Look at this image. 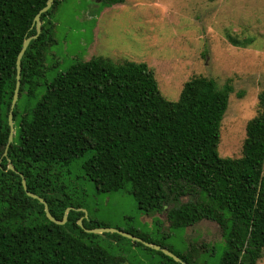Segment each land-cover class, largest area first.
Instances as JSON below:
<instances>
[{"label": "trees", "instance_id": "obj_1", "mask_svg": "<svg viewBox=\"0 0 264 264\" xmlns=\"http://www.w3.org/2000/svg\"><path fill=\"white\" fill-rule=\"evenodd\" d=\"M47 1L0 0V264H127L97 243L100 235L85 231L101 224L84 219L85 229L78 225L85 214L60 183L77 159H83L82 170L99 193L125 190L148 214L170 207L172 231L217 223L226 242L220 264H258L264 253V91L259 113L247 125L242 157L221 158L217 148L230 84L220 88L213 79L195 77L179 101L171 102L147 64L96 56L46 81L44 95L21 118L18 142L4 158L17 58L24 41L37 35L34 20ZM64 1L55 0L41 16V34L22 59L19 98L27 89L34 95L47 78L45 58L55 44L52 18ZM16 116L17 104L14 121ZM22 176L56 220L73 208L65 225L50 221L44 205L27 195ZM185 197L189 200L182 203ZM128 233L188 264H206L191 251L176 254L138 231ZM146 248L158 252L164 264H181Z\"/></svg>", "mask_w": 264, "mask_h": 264}, {"label": "rangeland", "instance_id": "obj_2", "mask_svg": "<svg viewBox=\"0 0 264 264\" xmlns=\"http://www.w3.org/2000/svg\"><path fill=\"white\" fill-rule=\"evenodd\" d=\"M103 1L65 0L58 7L52 18L55 44L45 58L47 78L34 95L27 89L19 98L14 142L21 118L36 107L46 81L78 62L102 56L120 64H147L171 102L179 101L184 85L195 77L213 79L220 88L230 84L233 92L217 152L221 158L240 159L247 125L258 115L264 91V0H125L110 7ZM82 162L77 159L65 168L60 183L74 205L87 213V222L126 233L135 230L176 254L191 251L206 264H220L226 242L217 223L202 221L172 231L170 207L148 214L125 190L99 193ZM96 241L127 264L165 263L158 252L126 237L106 235ZM258 264H264V253Z\"/></svg>", "mask_w": 264, "mask_h": 264}, {"label": "water", "instance_id": "obj_3", "mask_svg": "<svg viewBox=\"0 0 264 264\" xmlns=\"http://www.w3.org/2000/svg\"><path fill=\"white\" fill-rule=\"evenodd\" d=\"M54 1L55 0H48L47 5L43 9H41L40 12L36 15L35 20H34V25L37 28V35L29 37L24 41L22 50L20 51L18 58H17V84H16V89H15L13 101H12L10 111H9L10 135H9L6 151L4 153V158H8V150L14 142V109H15L17 101L19 99L20 88H21L22 59H23V56H24L25 52L27 51L31 41L37 39L38 36L41 34V27H42L41 16H42V14L48 12L52 8ZM8 169L11 171H15V169L11 163H9ZM22 183H23V187H24L27 195L33 199L38 200L41 204L44 205L45 213H46V215L50 221H52L53 223H55L57 225H65V223L67 222L68 214L71 210H73V208H68L65 212V216H64L63 221H58L51 215L47 202L44 199H42L41 197H39V196L28 191L27 183H26V180L24 179L23 176H22ZM78 211L84 212V214H85V216L78 221V225L80 227L84 228L83 220L85 219L87 213L83 209H78ZM85 231L89 234H95V235H100V236H105L106 234H118L122 237L129 238L135 242L142 243L144 246L151 248L153 250L161 251L163 254L172 258L174 261H176L178 263L188 264V263L182 261L178 256H176L173 252H171L167 248H163L157 244H152V243L146 242L143 239H141L137 236H134L130 233H126V232L116 230V229H109V228L85 229Z\"/></svg>", "mask_w": 264, "mask_h": 264}]
</instances>
